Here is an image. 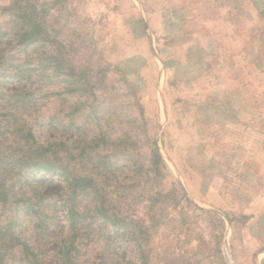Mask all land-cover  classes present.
<instances>
[{
    "label": "rangeland",
    "instance_id": "374dc122",
    "mask_svg": "<svg viewBox=\"0 0 264 264\" xmlns=\"http://www.w3.org/2000/svg\"><path fill=\"white\" fill-rule=\"evenodd\" d=\"M14 1L47 41L20 44ZM0 59V121L141 221L152 264H264V0H0ZM89 223L86 264H141L135 235Z\"/></svg>",
    "mask_w": 264,
    "mask_h": 264
},
{
    "label": "trees",
    "instance_id": "16d2710c",
    "mask_svg": "<svg viewBox=\"0 0 264 264\" xmlns=\"http://www.w3.org/2000/svg\"><path fill=\"white\" fill-rule=\"evenodd\" d=\"M28 9V5L22 6L17 1L3 9L20 21L19 42L27 47L47 41L36 18L32 20L26 14ZM18 75L11 79H28ZM15 97L25 101L30 93L15 94ZM55 149L53 145L37 142L31 130L24 134L20 128L0 121V264H51L50 256L41 247L56 240L52 231L60 227V221L67 224L70 232L69 238L61 239L53 252L60 264H86L76 235L90 221L100 222L104 229L110 226L116 234L135 235L141 264H152L141 221L128 219L114 208L107 191L95 178L65 177L70 173L57 163L60 156ZM151 161L154 174L165 170L156 144ZM88 197L94 204L83 206Z\"/></svg>",
    "mask_w": 264,
    "mask_h": 264
}]
</instances>
